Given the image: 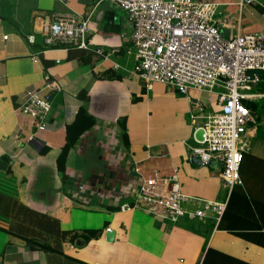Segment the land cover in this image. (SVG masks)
I'll list each match as a JSON object with an SVG mask.
<instances>
[{"label": "crops", "instance_id": "obj_1", "mask_svg": "<svg viewBox=\"0 0 264 264\" xmlns=\"http://www.w3.org/2000/svg\"><path fill=\"white\" fill-rule=\"evenodd\" d=\"M205 1L217 4L223 37L264 33V0ZM68 11L88 16L87 48L42 49L39 30L48 15ZM131 31L125 12L106 1L0 0V157H8L0 187L53 220L58 245L28 248L0 230V264H264V71L243 100L254 123L244 139L240 182L227 188L221 163L201 164L192 153L201 120L191 114L216 109L218 90L181 93L159 82L147 88L132 72ZM45 76L57 89L48 127L38 131L21 105L23 92ZM80 107L94 124L60 160L66 127ZM155 174L176 176L185 211L225 201L222 214L170 223L141 209L121 210L139 177ZM91 229H101L99 236L83 241Z\"/></svg>", "mask_w": 264, "mask_h": 264}, {"label": "built area", "instance_id": "obj_2", "mask_svg": "<svg viewBox=\"0 0 264 264\" xmlns=\"http://www.w3.org/2000/svg\"><path fill=\"white\" fill-rule=\"evenodd\" d=\"M110 2L123 10L130 22L134 47L132 72L147 88L159 82L186 93L190 88L218 92V107L206 111L198 107L191 114L201 123V140L192 153L201 164L221 163L223 185L240 182L239 168L245 150V136L253 125L251 110L243 102L247 91L260 81L264 71V33L221 35L215 20L217 4L205 0H97ZM250 0H245L249 2ZM88 16L73 11L53 12L39 34L45 45L87 48ZM34 43V35L29 36ZM34 61H37L33 57ZM56 83L45 76L41 86L23 92L21 112L29 116L36 130L48 127L51 92ZM16 134L14 138L17 139ZM34 135L27 136L32 141ZM131 202L121 210L141 209L161 222H176L183 215L204 218L208 212L219 217L226 202L209 201L204 208L185 211L186 196L181 194L175 175L169 178L140 176Z\"/></svg>", "mask_w": 264, "mask_h": 264}, {"label": "trees", "instance_id": "obj_3", "mask_svg": "<svg viewBox=\"0 0 264 264\" xmlns=\"http://www.w3.org/2000/svg\"><path fill=\"white\" fill-rule=\"evenodd\" d=\"M45 46V44H41L42 49H45ZM93 124L94 118L86 112L85 107H80L73 123L66 127V142L62 154L59 157L60 160L65 158L67 150L73 146L79 136L84 131L90 129ZM124 139L126 141V136H124ZM1 188L2 187H0V230L21 238L28 248H37L42 251H54L58 247L54 239L57 235V230L55 231L54 229V224L56 223L48 219L44 221L46 217L43 214H39L29 209L27 206L18 203L14 197L6 194ZM9 223L11 224L10 226ZM100 230L101 229L87 230L84 233L83 241H88L91 235L98 237ZM80 263L84 262L80 261Z\"/></svg>", "mask_w": 264, "mask_h": 264}, {"label": "water", "instance_id": "obj_4", "mask_svg": "<svg viewBox=\"0 0 264 264\" xmlns=\"http://www.w3.org/2000/svg\"><path fill=\"white\" fill-rule=\"evenodd\" d=\"M201 133L202 132L200 130H198L196 132V135H195L196 138L199 139V140H201ZM197 160L200 162L199 158H197ZM7 162H8V157L7 156H1L0 157V168H4L5 165L7 164ZM112 237H113V232H107L106 233V238H107L108 241L111 240ZM81 264H83V263H81Z\"/></svg>", "mask_w": 264, "mask_h": 264}, {"label": "rangeland", "instance_id": "obj_5", "mask_svg": "<svg viewBox=\"0 0 264 264\" xmlns=\"http://www.w3.org/2000/svg\"><path fill=\"white\" fill-rule=\"evenodd\" d=\"M263 74V73H262ZM6 193V192H5ZM6 194H8V195H10L11 197H13L11 194H9V193H6Z\"/></svg>", "mask_w": 264, "mask_h": 264}, {"label": "clouds", "instance_id": "obj_6", "mask_svg": "<svg viewBox=\"0 0 264 264\" xmlns=\"http://www.w3.org/2000/svg\"><path fill=\"white\" fill-rule=\"evenodd\" d=\"M42 39V38H41ZM84 264V263H83Z\"/></svg>", "mask_w": 264, "mask_h": 264}]
</instances>
